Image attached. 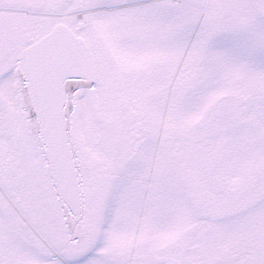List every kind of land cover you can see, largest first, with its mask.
Masks as SVG:
<instances>
[{
  "label": "snow or ice",
  "instance_id": "snow-or-ice-1",
  "mask_svg": "<svg viewBox=\"0 0 264 264\" xmlns=\"http://www.w3.org/2000/svg\"><path fill=\"white\" fill-rule=\"evenodd\" d=\"M0 264H264V0H0Z\"/></svg>",
  "mask_w": 264,
  "mask_h": 264
}]
</instances>
